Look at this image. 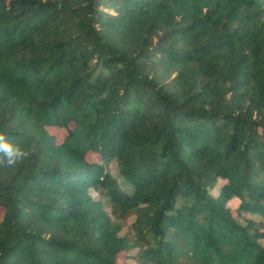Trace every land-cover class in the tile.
I'll return each mask as SVG.
<instances>
[{"label":"trees","instance_id":"trees-1","mask_svg":"<svg viewBox=\"0 0 264 264\" xmlns=\"http://www.w3.org/2000/svg\"><path fill=\"white\" fill-rule=\"evenodd\" d=\"M0 135V264H264V0H0Z\"/></svg>","mask_w":264,"mask_h":264},{"label":"rangeland","instance_id":"rangeland-1","mask_svg":"<svg viewBox=\"0 0 264 264\" xmlns=\"http://www.w3.org/2000/svg\"><path fill=\"white\" fill-rule=\"evenodd\" d=\"M111 97V95L108 96V99ZM73 128V125L70 124L69 125V129H72ZM48 132L52 135H54L55 139H56V142L57 143H61L63 141V139L65 138L67 132L65 129H59V128H48ZM88 160L92 161H96L98 160V158L95 156V155H92V154H89L87 156ZM107 170L116 178L117 182L119 183V186L122 188V189H126V186L124 184H122L120 178L117 176V173H116V169H115V164L114 162H110L108 165H107ZM219 187V182L216 183L214 189L212 190V192H215ZM92 196L94 198H98V195L96 193H91ZM227 206L232 210V213L234 214V210L238 207V200L236 199H232L230 200L229 202H227ZM105 209H106V212L109 213V209L107 206H105ZM246 218H254L255 220H259L261 219L264 223V216L263 217H260L258 216L257 214H254V215H249V214H246V213H241V216L237 219L238 223L240 224H243L244 223V220ZM133 218L132 217H129L127 218L124 223H123V227L120 231V235H124V234H130V224L132 222ZM261 244L264 246V239L261 241ZM136 254V250H131L129 251L128 253H123L122 255H120L118 257V262L122 263V262H125L127 264H136L135 262V259H134V256Z\"/></svg>","mask_w":264,"mask_h":264},{"label":"clouds","instance_id":"clouds-1","mask_svg":"<svg viewBox=\"0 0 264 264\" xmlns=\"http://www.w3.org/2000/svg\"><path fill=\"white\" fill-rule=\"evenodd\" d=\"M3 141L4 137L0 135V150H3L4 152L7 164L12 165L16 163L19 159L26 156V153L22 152L18 148L13 150V148L9 144L4 143Z\"/></svg>","mask_w":264,"mask_h":264}]
</instances>
